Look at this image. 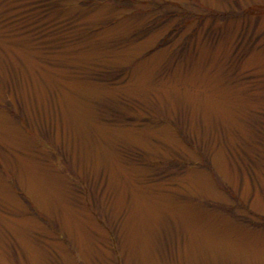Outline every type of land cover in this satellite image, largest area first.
I'll use <instances>...</instances> for the list:
<instances>
[{"label":"rangeland","instance_id":"1","mask_svg":"<svg viewBox=\"0 0 264 264\" xmlns=\"http://www.w3.org/2000/svg\"><path fill=\"white\" fill-rule=\"evenodd\" d=\"M0 264H264V0H0Z\"/></svg>","mask_w":264,"mask_h":264}]
</instances>
